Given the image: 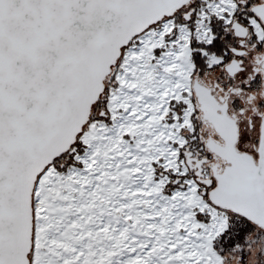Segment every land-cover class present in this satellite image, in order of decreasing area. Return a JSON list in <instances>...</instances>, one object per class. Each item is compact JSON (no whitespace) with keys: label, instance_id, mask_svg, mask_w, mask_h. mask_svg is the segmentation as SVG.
Returning a JSON list of instances; mask_svg holds the SVG:
<instances>
[{"label":"snow or ice","instance_id":"1","mask_svg":"<svg viewBox=\"0 0 264 264\" xmlns=\"http://www.w3.org/2000/svg\"><path fill=\"white\" fill-rule=\"evenodd\" d=\"M0 264H264V0H0Z\"/></svg>","mask_w":264,"mask_h":264}]
</instances>
